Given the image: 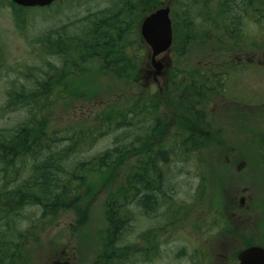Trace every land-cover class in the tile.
Segmentation results:
<instances>
[{
	"label": "rangeland",
	"instance_id": "1",
	"mask_svg": "<svg viewBox=\"0 0 264 264\" xmlns=\"http://www.w3.org/2000/svg\"><path fill=\"white\" fill-rule=\"evenodd\" d=\"M125 1L140 14L138 36L125 35V55L75 56L70 40L67 50L58 45L67 37L63 32L72 33L103 11L119 10ZM220 2L57 0L23 8L0 0V240L9 246L5 254L1 250L0 264H236L239 250L264 246V67L258 68L264 65L259 46L264 31L245 21V40L222 41L210 32L221 30L218 22L197 19ZM167 5L178 38L156 57L163 64L156 73L139 27L143 17ZM197 71L205 87L188 106L197 125L191 131L183 130L186 119L176 122L166 113L147 137L141 123L104 129L88 140L96 134L94 115L110 114L117 124L115 111L130 106V91L136 90L141 104L146 93L157 97L154 103L165 110L162 98L186 87ZM219 71L232 74L219 82ZM29 129L34 132L30 148L20 145L18 151L14 145L22 157L11 158L9 143L18 145ZM143 141L149 148L154 144L159 207L149 212L148 203L137 198L127 205L132 217L125 226L112 227L110 208L131 194L126 178L147 166L143 156L134 155L136 148L143 150ZM120 147L127 150L121 163L99 157ZM37 148L39 157L31 160ZM60 151L76 177L69 180L66 174L62 181L78 186L79 200L54 213L43 214L39 205L16 212L8 203L12 191L43 157L53 156L57 163ZM23 160L28 168L20 174ZM124 247L125 255H115Z\"/></svg>",
	"mask_w": 264,
	"mask_h": 264
},
{
	"label": "trees",
	"instance_id": "2",
	"mask_svg": "<svg viewBox=\"0 0 264 264\" xmlns=\"http://www.w3.org/2000/svg\"><path fill=\"white\" fill-rule=\"evenodd\" d=\"M127 2L129 3L130 1H125L122 3V6L119 8V10L112 12L103 11L100 15H95L93 18H87L86 21L81 24V26L74 28L72 33L63 32L62 36H67L68 38L66 37L60 40L58 45L60 46L64 44L62 48L67 50L65 42L70 40V45L72 47L71 50L74 52L75 56H79L81 53L86 51L89 53V55H95L96 52L102 53L103 60L108 59V57L113 55L115 51H121L125 55L127 49V45L124 44L126 40L125 35L129 33L131 34V37H137V23L140 20V14H138L136 9L137 6L132 4V7L127 4ZM204 6L207 7L206 5ZM218 7L219 8L217 10H211L202 16H197V19L202 20V17L205 16L209 21L218 22V26L221 30L219 31L214 29L212 31L210 30V32L212 34L217 33L219 35L218 38L222 41L228 40L231 42H236L237 40H243L245 37L244 35H246V32L243 29L244 25L246 24L245 21L255 25L258 24L264 31V0H221ZM219 19L221 21H219ZM221 22H223L222 25ZM175 29L176 27L173 29V47L176 46V41L178 38ZM259 46L262 48L264 53V39ZM250 66V68L254 67L252 65ZM260 67H264V65H258V68ZM114 73L119 75V72ZM198 73L199 71L194 73L193 76H190L186 87H176V89L173 91L174 94H172V97L169 96V94L171 95L169 91L168 97L162 98L167 102L165 110H161L159 105L154 103V100H156L157 97H149V94L146 93V96H143L144 104H141L136 90L130 91V93L127 95L128 100L130 101V106L125 109L120 108L115 111V116L117 117L115 119L118 121L117 124H113L115 120L111 118L110 114H108V116L101 115L100 113H96L94 115L93 120L98 123L97 126L93 128L96 131V134L88 135V140L91 141V139L96 137V135H103L105 133L104 129L112 130L116 126L123 127L125 125L128 127H134L141 123L144 124L141 127V130L144 132V134L147 132V135H144V137H147L151 130L150 128H156L157 125L161 123V115H165L166 113L172 115V119L176 122L179 119H186L188 124H190L193 122V118L187 115V112L189 113L188 106L190 104L197 103L196 100L200 96V89L205 87L202 81L197 79ZM226 73L232 74L231 71H219L216 73L215 75L218 76L217 81L220 82ZM41 88L44 93L48 87L45 83V85L41 86ZM41 88H39L40 92L42 91ZM186 89L190 91L185 93ZM184 98L187 100L185 101ZM107 113L113 114L114 111ZM29 130L31 133L27 136V138L24 139V137H21L20 135L21 139H24L23 144H20V141L22 142V140L19 138L18 145L15 144L13 139L12 143H9L12 144L9 146L11 158L16 157L20 161V156L22 157V153H14V149L12 148L14 145L18 147V151L20 150V145L28 149L30 148L26 145H30L29 141L33 140L34 132L32 129ZM154 130L155 129H153V131ZM78 131L82 133V136L85 135L82 129H79ZM78 142L76 141L75 144ZM144 142L145 141L141 142L140 145L143 147V150L139 151V149L136 148L134 155L143 156V161L145 164H147V166L144 165L141 168L138 167L135 170V173H130V176L126 178L125 182H129L131 184V194L121 196L117 203L110 208L111 212H109V222L112 227L119 228L123 224L125 226V222L130 220L132 217L131 213L127 209V205L129 203H133L137 198L141 204L146 205V203H148L146 206L149 207V212L154 213L159 207L158 196H160L161 190L156 188V185L158 184V176H156L157 166L156 157L153 150L154 144L152 143L151 147L149 148ZM130 147H132V144ZM34 150V154L30 153V159L37 161V158L39 157V150L38 148ZM125 153H127V150L120 147L113 150L111 156L110 152L108 156L99 157H103L101 158L102 160L107 159L113 160L114 163H121V159ZM57 155V163H55L56 158L53 156L43 157L42 163H39L38 166L33 165V167L30 169L32 173L30 174V177L17 185L15 190L12 191L14 195L9 199L8 203L10 207L12 206L16 210V212L19 208L21 210L27 205H39L42 209V212H44L43 214L49 212L54 213L57 209L60 210L61 207H71L76 201L79 200L80 194L78 191V186L76 184H70L66 182L64 183V181H62L63 177H66V174L67 177L69 175L72 176L71 178L67 179H76L75 174H73V172L68 170V168L65 166L67 154L60 151ZM25 160H23L24 162L22 164V168L19 165L17 167L18 173L20 174H22L28 168V163L26 165ZM55 188H57V190H55ZM7 247H9L8 242L0 240V253L1 250H3L2 254H5ZM126 250L127 248L125 249L124 247L122 251L117 252L115 255H125Z\"/></svg>",
	"mask_w": 264,
	"mask_h": 264
},
{
	"label": "water",
	"instance_id": "3",
	"mask_svg": "<svg viewBox=\"0 0 264 264\" xmlns=\"http://www.w3.org/2000/svg\"><path fill=\"white\" fill-rule=\"evenodd\" d=\"M21 6H45L54 0H11ZM169 6L160 7L145 16L140 24V35L151 51L156 73L163 67L156 57L167 52L172 44V27ZM237 264H264V249L250 246L237 254Z\"/></svg>",
	"mask_w": 264,
	"mask_h": 264
},
{
	"label": "flooded vegetation",
	"instance_id": "4",
	"mask_svg": "<svg viewBox=\"0 0 264 264\" xmlns=\"http://www.w3.org/2000/svg\"><path fill=\"white\" fill-rule=\"evenodd\" d=\"M192 127H197L194 121L188 124V126L183 127V130L184 132L192 130ZM193 132H196V131L194 130Z\"/></svg>",
	"mask_w": 264,
	"mask_h": 264
}]
</instances>
